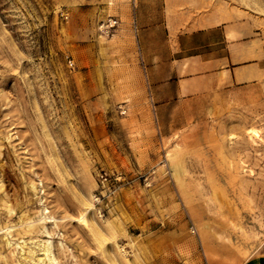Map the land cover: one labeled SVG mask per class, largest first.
<instances>
[{
  "label": "rangeland",
  "instance_id": "374dc122",
  "mask_svg": "<svg viewBox=\"0 0 264 264\" xmlns=\"http://www.w3.org/2000/svg\"><path fill=\"white\" fill-rule=\"evenodd\" d=\"M48 240L58 264L264 255V0H0V264Z\"/></svg>",
  "mask_w": 264,
  "mask_h": 264
},
{
  "label": "bare ground",
  "instance_id": "6f19581e",
  "mask_svg": "<svg viewBox=\"0 0 264 264\" xmlns=\"http://www.w3.org/2000/svg\"><path fill=\"white\" fill-rule=\"evenodd\" d=\"M247 132H249L254 137L260 136L259 131L256 129L250 128ZM32 186L35 187L34 184ZM43 213L44 214H40L39 217L40 221H43L45 219L47 221H50L52 219V216H50L49 214V209H47L46 207L44 208ZM8 244H11V241H8ZM37 245H38L37 250L33 248L30 249L29 251L30 259L36 260L37 264H58V260L53 252L52 243L50 240L46 242H38Z\"/></svg>",
  "mask_w": 264,
  "mask_h": 264
},
{
  "label": "crops",
  "instance_id": "0c3cea01",
  "mask_svg": "<svg viewBox=\"0 0 264 264\" xmlns=\"http://www.w3.org/2000/svg\"><path fill=\"white\" fill-rule=\"evenodd\" d=\"M243 264H264V255H253L245 260Z\"/></svg>",
  "mask_w": 264,
  "mask_h": 264
},
{
  "label": "built area",
  "instance_id": "2783aa9c",
  "mask_svg": "<svg viewBox=\"0 0 264 264\" xmlns=\"http://www.w3.org/2000/svg\"><path fill=\"white\" fill-rule=\"evenodd\" d=\"M66 17H67V15H66ZM111 21H112V22L110 23V27H114L115 24L117 23V20H112V19H111ZM107 32H109V29H108ZM70 65H73V61H72V60L70 61Z\"/></svg>",
  "mask_w": 264,
  "mask_h": 264
}]
</instances>
